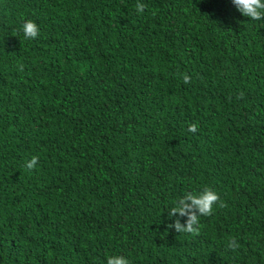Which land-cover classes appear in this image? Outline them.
<instances>
[{
	"label": "trees",
	"instance_id": "trees-1",
	"mask_svg": "<svg viewBox=\"0 0 264 264\" xmlns=\"http://www.w3.org/2000/svg\"><path fill=\"white\" fill-rule=\"evenodd\" d=\"M109 256L264 264V20L232 0H0V264Z\"/></svg>",
	"mask_w": 264,
	"mask_h": 264
},
{
	"label": "clouds",
	"instance_id": "clouds-1",
	"mask_svg": "<svg viewBox=\"0 0 264 264\" xmlns=\"http://www.w3.org/2000/svg\"><path fill=\"white\" fill-rule=\"evenodd\" d=\"M232 3L244 17L250 18L253 21L264 20V0H232ZM135 8L138 13H143L146 5L137 3ZM21 30L24 40H36L40 35L39 26L31 20L25 21ZM20 71H23V65L20 66ZM182 78L185 84L190 83L191 78L187 73L183 74ZM188 131L196 133L198 131V125H190ZM38 163L39 157L33 156L26 163V168L33 170ZM173 205L170 208L171 214L175 215L178 213L182 217L187 216V226H182L179 220H177L174 226L170 224L168 228L175 227L178 233H190L193 235H199L200 217L212 216L214 207L217 205L219 208L226 207V204L220 199L218 193L207 187L204 188L203 192L196 193L195 195L188 194L184 198L177 197L173 201ZM197 211L199 215H197ZM227 247L232 251H236L240 247V244L235 237H232L229 239ZM106 264H130V261L124 256H109Z\"/></svg>",
	"mask_w": 264,
	"mask_h": 264
}]
</instances>
